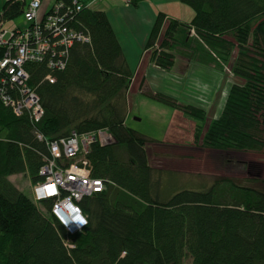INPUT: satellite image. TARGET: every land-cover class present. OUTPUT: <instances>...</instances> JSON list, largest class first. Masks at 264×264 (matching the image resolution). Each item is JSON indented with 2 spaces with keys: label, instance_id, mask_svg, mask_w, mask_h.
<instances>
[{
  "label": "trees",
  "instance_id": "1",
  "mask_svg": "<svg viewBox=\"0 0 264 264\" xmlns=\"http://www.w3.org/2000/svg\"><path fill=\"white\" fill-rule=\"evenodd\" d=\"M76 1L82 9L69 12L66 28L88 34L90 43L75 42L62 71H51L45 62L24 64L43 109L41 119L16 116L0 100V264H264V183L254 188L224 178L166 196L145 152L148 139L125 124L133 73L109 20ZM57 2L68 7L73 0ZM182 3L194 12L190 22L165 23L159 13L145 49H153L163 32L159 53L151 59L168 70L174 58L169 51L187 31L211 50L229 55L235 48L231 71L242 84L231 88L202 142L219 152H262L264 0ZM25 5V0H5L0 19L23 15ZM229 34L233 42L225 38ZM48 74L54 83L45 79ZM1 89L19 95L9 84H0ZM143 95L176 107L165 95ZM193 110L190 116L202 120ZM101 129L114 143L91 144L84 159L104 189L76 203L87 223L71 233L52 213L53 199L35 203L9 177L23 174L32 184L42 181L39 170L49 157L48 142Z\"/></svg>",
  "mask_w": 264,
  "mask_h": 264
},
{
  "label": "rangeland",
  "instance_id": "2",
  "mask_svg": "<svg viewBox=\"0 0 264 264\" xmlns=\"http://www.w3.org/2000/svg\"><path fill=\"white\" fill-rule=\"evenodd\" d=\"M4 2L0 0V10ZM184 7L177 4L180 18H175L187 22L194 12L185 4ZM19 24H26L23 15L4 22L3 29L10 32ZM162 35L163 32L157 45L144 54L137 71L131 70L125 123L148 139L145 152L155 177L161 180V191L168 196L176 191L198 190L224 178L241 186L262 187L258 181L264 183V150L219 152L202 142L209 124L220 117L231 88L242 84L231 71L235 48L229 55L211 50L187 31L185 38L179 36L169 51L174 56L172 67L164 70L151 59L153 53H159ZM225 38L233 42L231 34ZM172 44L169 41L168 45ZM150 90L171 98L176 107L142 96ZM192 109L202 120L190 116ZM12 182L32 199L33 184L26 175L14 176Z\"/></svg>",
  "mask_w": 264,
  "mask_h": 264
},
{
  "label": "built area",
  "instance_id": "3",
  "mask_svg": "<svg viewBox=\"0 0 264 264\" xmlns=\"http://www.w3.org/2000/svg\"><path fill=\"white\" fill-rule=\"evenodd\" d=\"M40 5V0L27 2L23 11L26 24L10 32L3 29L4 21L0 19V84L17 88L19 94L14 98L1 89L0 100L11 106L16 116L27 114L34 122L41 119L43 109L34 88L28 85L30 75L24 64L45 62L51 71H62L67 50L75 42L90 43L88 34L66 28L69 12L82 9L76 0L68 7L61 2L53 4L51 11L49 9L41 18L38 17ZM45 79L50 83L55 81L51 74ZM37 138L43 139L40 134ZM113 141L111 134L101 129L83 134L72 132L47 143L49 157L43 158L44 165L39 170L43 180L32 185V200L36 203L53 199L52 213L71 233L85 226H80L76 219L78 215L83 216L76 203L104 189L103 180L91 177L84 155L93 143L105 146Z\"/></svg>",
  "mask_w": 264,
  "mask_h": 264
},
{
  "label": "crops",
  "instance_id": "4",
  "mask_svg": "<svg viewBox=\"0 0 264 264\" xmlns=\"http://www.w3.org/2000/svg\"><path fill=\"white\" fill-rule=\"evenodd\" d=\"M29 1L30 0H25L26 3ZM40 1L41 5L38 11L39 18L48 12L56 0ZM80 1L86 6V8L93 11H101L106 14L116 39L119 42L127 65L130 70L134 71H137L143 61L144 54L149 51L148 49H145V46L150 30L159 13L165 15V23L169 20L188 23L192 19L184 22V20L175 18H180V15H177V4H181V6L186 9L182 0H140L135 6L128 4V0ZM21 26L22 24H19V27ZM144 76L148 83V77L146 75ZM126 122L127 121H125V123ZM21 175L23 174L12 175L9 177V180L12 182V177Z\"/></svg>",
  "mask_w": 264,
  "mask_h": 264
},
{
  "label": "clouds",
  "instance_id": "5",
  "mask_svg": "<svg viewBox=\"0 0 264 264\" xmlns=\"http://www.w3.org/2000/svg\"><path fill=\"white\" fill-rule=\"evenodd\" d=\"M77 221L79 222V225L80 226H83V225H86L87 223V220L83 217V216H77L76 217Z\"/></svg>",
  "mask_w": 264,
  "mask_h": 264
},
{
  "label": "water",
  "instance_id": "6",
  "mask_svg": "<svg viewBox=\"0 0 264 264\" xmlns=\"http://www.w3.org/2000/svg\"><path fill=\"white\" fill-rule=\"evenodd\" d=\"M136 120H138V119H136Z\"/></svg>",
  "mask_w": 264,
  "mask_h": 264
}]
</instances>
